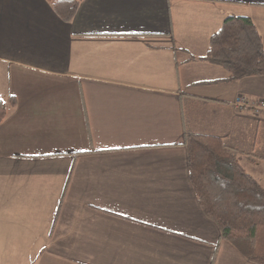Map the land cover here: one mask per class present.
Segmentation results:
<instances>
[{"label": "crops", "instance_id": "crops-1", "mask_svg": "<svg viewBox=\"0 0 264 264\" xmlns=\"http://www.w3.org/2000/svg\"><path fill=\"white\" fill-rule=\"evenodd\" d=\"M229 16L264 48V0H0V264H257L199 206L187 133L264 188V75L202 58ZM11 98L15 105H10Z\"/></svg>", "mask_w": 264, "mask_h": 264}, {"label": "trees", "instance_id": "trees-1", "mask_svg": "<svg viewBox=\"0 0 264 264\" xmlns=\"http://www.w3.org/2000/svg\"><path fill=\"white\" fill-rule=\"evenodd\" d=\"M69 22L81 0H47ZM204 61L223 67L231 79L264 75V48L255 25L246 17H227L209 41ZM10 105L14 106L13 98ZM0 99V121L5 117ZM189 177L203 213L221 237L248 261L264 264V188L240 165L235 150L219 138L187 133Z\"/></svg>", "mask_w": 264, "mask_h": 264}, {"label": "built area", "instance_id": "built-area-1", "mask_svg": "<svg viewBox=\"0 0 264 264\" xmlns=\"http://www.w3.org/2000/svg\"><path fill=\"white\" fill-rule=\"evenodd\" d=\"M231 106L241 111H249L255 117L264 118V100L251 102L245 97L240 96L231 102Z\"/></svg>", "mask_w": 264, "mask_h": 264}]
</instances>
